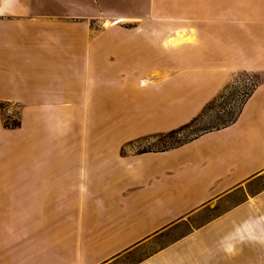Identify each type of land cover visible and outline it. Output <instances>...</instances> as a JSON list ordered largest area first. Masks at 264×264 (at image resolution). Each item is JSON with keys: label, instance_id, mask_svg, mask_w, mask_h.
I'll return each instance as SVG.
<instances>
[{"label": "crops", "instance_id": "1", "mask_svg": "<svg viewBox=\"0 0 264 264\" xmlns=\"http://www.w3.org/2000/svg\"><path fill=\"white\" fill-rule=\"evenodd\" d=\"M243 72L234 122L134 148L200 122ZM108 79L152 124L105 155L86 133L71 146L55 107L105 102L91 82ZM0 103L19 121L0 122V264H264V0H0Z\"/></svg>", "mask_w": 264, "mask_h": 264}, {"label": "rangeland", "instance_id": "2", "mask_svg": "<svg viewBox=\"0 0 264 264\" xmlns=\"http://www.w3.org/2000/svg\"><path fill=\"white\" fill-rule=\"evenodd\" d=\"M258 1V0H253ZM258 4V2H257ZM255 10V9H254ZM241 76L236 81H244L243 78H248L250 84H254L257 82V74L255 73H240ZM113 80V79H112ZM146 81V80H144ZM247 81V80H246ZM239 85V83L236 82L235 85ZM92 88L96 89L95 94L97 96L98 90H101L102 88H105L104 94H105V102H102L101 95L99 100L95 99V104H92L88 107L79 106V107H55L54 112L56 111L54 125H62L67 130L71 141V146H77L78 137L84 136V133L87 134V151H90L91 149H97L99 151L103 150L104 155L107 154V152L113 148V145L115 144V138L119 137L118 135H121L122 137L129 138L130 140L124 141L123 144H127L130 141H133L138 138V136H142L138 134V130L140 131V126L142 125H150L152 124V120L145 119V113H139L137 112L136 116L132 117V113L128 109H123V106L120 104L121 101L118 100L117 96L115 98V95L110 91L109 87H113V83L109 82L107 85H101L96 84L95 82H91ZM146 85V84H145ZM144 85V86H145ZM141 86V85H140ZM143 86V87H144ZM173 88V86H171ZM244 89V86L241 88ZM92 90V89H91ZM234 91L235 93L229 97L230 93ZM92 92V91H91ZM237 88H235L234 85H231L228 89L225 90L224 93H222L219 97L214 99L212 102L208 103V108L205 110V116L202 118V120L194 125L192 127H188L185 130H178L177 132H169L165 135L156 137L153 136L151 138H144L142 140H137V142L133 143L134 148L138 151L142 150H149V149H156V150H163L166 148H169L171 146H176V144L183 142L187 140L188 138L195 135L198 131L202 130V128H207L213 125L215 122V118H228L230 117V112H233L234 109H236L237 101H238V95H237ZM148 94H152L154 96L157 95L155 92H148ZM144 101H146L145 97H142V95H139ZM151 96V95H149ZM139 97V98H140ZM142 99H139V104L142 101ZM233 99V100H232ZM113 100V101H112ZM193 100V99H192ZM110 101H112L110 103ZM194 101V100H193ZM197 101V99H196ZM38 114L40 116L46 117L47 112L44 111L46 108L43 106H38ZM235 107V108H234ZM44 109V110H43ZM16 104H9V103H0V122L2 126L11 125L12 122H16ZM67 114V117L65 115ZM225 115V116H223ZM223 116V117H221ZM215 117V118H214ZM165 120V119H163ZM49 123V122H48ZM146 126V127H147ZM8 127V126H7ZM39 129V128H38ZM45 132H48L47 130H42ZM25 133H28L25 131ZM103 136L104 142H101V140L96 141L93 138ZM134 139H131L133 138ZM8 141V140H7ZM42 139L41 141L39 139L32 141L29 144V149L32 147H38L41 145L49 144V142L44 141ZM132 145V144H130ZM30 155V154H29ZM18 159L21 158V156L16 153L13 149L7 148V157L6 160L10 159ZM6 186L11 185L6 183ZM4 185V186H5ZM264 185V181L258 182L255 185L256 189H260ZM6 188V187H5ZM250 190V189H249ZM240 198L239 196L236 198ZM7 217V218H6ZM5 220L10 221V215L5 214L3 216V222Z\"/></svg>", "mask_w": 264, "mask_h": 264}, {"label": "trees", "instance_id": "3", "mask_svg": "<svg viewBox=\"0 0 264 264\" xmlns=\"http://www.w3.org/2000/svg\"><path fill=\"white\" fill-rule=\"evenodd\" d=\"M236 82V81H235ZM235 82L234 83H232V84H230L229 86H228V88L229 87H231V85H234L235 84ZM235 86V88H237V92L239 91L238 90V85H234ZM228 88H226V89H228ZM253 91V90H252ZM251 91V92H252ZM250 92V90H248V91H246L245 93L243 92V93H237V95H238V103H237V105H235L236 106V109H234L233 110V112H230L229 114H230V117H228L227 119L226 118H220V116L219 117H214L215 118V122H213L214 124L213 125H211L210 127H207V128H205V129H212V128H218V127H220V126H222V125H228V124H230V123H232V122H234L235 121V119H236V117H237V115H238V112L241 110V106L243 105V103H245V100L247 99V97L249 96V94L251 93ZM235 92L234 91H232V93H230V95H229V97H231V95H233ZM233 100V99H232ZM208 108V107H207ZM235 108V107H234ZM223 116H225V115H223ZM223 116H221V117H223ZM18 123H19V121H17L16 120V122H12L11 123V125H6V126H8V127H14V126H18ZM193 125V124H192ZM189 126H191V125H187V126H185V128L183 127V128H180L179 130H185L187 127H189ZM178 131V130H177ZM177 131H171V132H177ZM170 132V133H171ZM181 143V142H180ZM180 143H178V144H180ZM177 145V144H176ZM143 151V150H142Z\"/></svg>", "mask_w": 264, "mask_h": 264}, {"label": "built area", "instance_id": "4", "mask_svg": "<svg viewBox=\"0 0 264 264\" xmlns=\"http://www.w3.org/2000/svg\"><path fill=\"white\" fill-rule=\"evenodd\" d=\"M244 79V81H242V82H240V81H236L237 83H239V85H238V93H245L246 91H248V90H250V92L254 89V87H255V85H256V83H254L253 85L252 84H250V82H249V80H248V78H246V80H245V78H243ZM236 82H235V84H236ZM234 84V85H235ZM244 86V89L242 90L241 88Z\"/></svg>", "mask_w": 264, "mask_h": 264}, {"label": "bare ground", "instance_id": "5", "mask_svg": "<svg viewBox=\"0 0 264 264\" xmlns=\"http://www.w3.org/2000/svg\"><path fill=\"white\" fill-rule=\"evenodd\" d=\"M145 83H146L145 81H141V82H140V85H141V86H144Z\"/></svg>", "mask_w": 264, "mask_h": 264}]
</instances>
